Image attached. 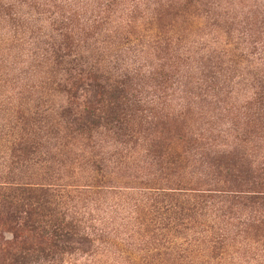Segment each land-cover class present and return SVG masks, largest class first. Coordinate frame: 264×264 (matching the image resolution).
I'll return each instance as SVG.
<instances>
[{
    "label": "rangeland",
    "instance_id": "374dc122",
    "mask_svg": "<svg viewBox=\"0 0 264 264\" xmlns=\"http://www.w3.org/2000/svg\"><path fill=\"white\" fill-rule=\"evenodd\" d=\"M98 96L133 143L70 125ZM16 186L87 236L33 264H264V0H0V195ZM159 191L201 209L174 227Z\"/></svg>",
    "mask_w": 264,
    "mask_h": 264
},
{
    "label": "trees",
    "instance_id": "16d2710c",
    "mask_svg": "<svg viewBox=\"0 0 264 264\" xmlns=\"http://www.w3.org/2000/svg\"><path fill=\"white\" fill-rule=\"evenodd\" d=\"M65 48L66 46L63 47ZM56 51H59V48ZM111 104L113 103L105 104L102 96H98L92 104H81V108L71 115L69 123L78 132L98 127L106 131L114 130L112 133L116 136V143L120 145L133 143L135 132L132 130L133 120L128 114L116 113L110 108ZM30 124L24 122L26 127ZM140 124L138 120L137 125ZM150 129L157 133L164 132V128ZM23 132L27 133L26 128H23ZM35 144L32 141L25 143L23 140L19 151L33 153L36 149ZM149 147L148 152L152 151L153 160L160 163L169 161L162 141L151 142ZM8 190L9 193L3 192L0 195V223L3 224L1 205L6 203L10 205L12 215L11 240L5 242V249H0V264H33L39 257H47L56 251L69 253L77 250L75 245L87 242L84 229L77 222L68 220L48 202L46 190L27 186H16ZM248 196L254 197L251 199L248 197L249 200H254L253 202L259 201L258 199L264 201V192L251 193ZM149 200L151 201L149 207L154 209L156 214L165 216L164 219L169 220L168 224L179 227L190 213L201 209L202 196L159 191L150 195Z\"/></svg>",
    "mask_w": 264,
    "mask_h": 264
}]
</instances>
